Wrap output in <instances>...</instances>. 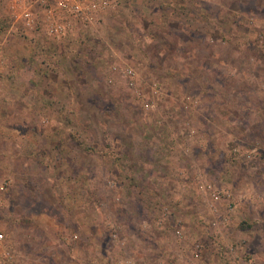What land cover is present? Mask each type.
Listing matches in <instances>:
<instances>
[{"label":"rangeland","instance_id":"1","mask_svg":"<svg viewBox=\"0 0 264 264\" xmlns=\"http://www.w3.org/2000/svg\"><path fill=\"white\" fill-rule=\"evenodd\" d=\"M23 6L0 0V264H264V0H117L60 38Z\"/></svg>","mask_w":264,"mask_h":264},{"label":"built area","instance_id":"2","mask_svg":"<svg viewBox=\"0 0 264 264\" xmlns=\"http://www.w3.org/2000/svg\"><path fill=\"white\" fill-rule=\"evenodd\" d=\"M27 3L23 6L22 17L28 26L34 23V15L29 11L31 7H38L43 11L42 21L46 33L52 38H60L71 32L77 25H93L99 22L102 14L111 9L117 0H13ZM23 1V2H22ZM125 77L129 78L130 85H134V72L127 68ZM3 190V189H2ZM3 235L0 233V242ZM129 264H133L129 261Z\"/></svg>","mask_w":264,"mask_h":264},{"label":"crops","instance_id":"3","mask_svg":"<svg viewBox=\"0 0 264 264\" xmlns=\"http://www.w3.org/2000/svg\"><path fill=\"white\" fill-rule=\"evenodd\" d=\"M18 17H19V19H20V17L23 19L22 15L17 16V18H18Z\"/></svg>","mask_w":264,"mask_h":264}]
</instances>
